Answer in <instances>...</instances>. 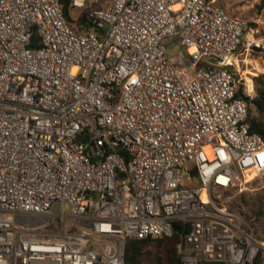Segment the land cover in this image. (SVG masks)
<instances>
[{
	"label": "built area",
	"instance_id": "obj_1",
	"mask_svg": "<svg viewBox=\"0 0 264 264\" xmlns=\"http://www.w3.org/2000/svg\"><path fill=\"white\" fill-rule=\"evenodd\" d=\"M68 13L0 0V264H124L125 239L176 223L182 264H264L221 198L264 175L233 71L249 20L217 0Z\"/></svg>",
	"mask_w": 264,
	"mask_h": 264
},
{
	"label": "trees",
	"instance_id": "obj_2",
	"mask_svg": "<svg viewBox=\"0 0 264 264\" xmlns=\"http://www.w3.org/2000/svg\"><path fill=\"white\" fill-rule=\"evenodd\" d=\"M61 3L66 17L70 19L68 0H61ZM252 11L255 14H264V0H258ZM258 50L262 52L264 58V46L259 47ZM252 80L255 88L254 96L247 95L242 89V84L237 91V96L243 98L247 104V122L250 131L258 133L264 140V73L253 76ZM226 205L236 211L239 210L238 212L243 213L242 215L247 220L264 231V192L250 199L242 196L239 200ZM243 207L245 210H242ZM254 207L257 208L254 209ZM182 231V225L176 223L171 236L125 239L124 264H182L177 251V243ZM200 264L224 263H211L202 260Z\"/></svg>",
	"mask_w": 264,
	"mask_h": 264
},
{
	"label": "rangeland",
	"instance_id": "obj_3",
	"mask_svg": "<svg viewBox=\"0 0 264 264\" xmlns=\"http://www.w3.org/2000/svg\"><path fill=\"white\" fill-rule=\"evenodd\" d=\"M257 1L258 0H217V2L223 5L230 13L249 20L250 27L243 36V43L240 51L235 56V67H233V71L240 79V84H242L245 93L250 97L255 94L252 77L259 73H264V58L262 52L258 50L259 47L262 48L264 46V14H255L252 11ZM78 13V11H73L72 16L76 17ZM167 43L172 45L170 51H176V49H178L174 48L176 46V40H169ZM252 86L253 88L249 89ZM253 178L250 179L252 181L248 180L250 182L246 184V187L242 190L231 189L224 191L221 195L224 203L228 204L237 201L242 196L246 199H250L253 196H258V194L263 193L264 175L254 180ZM256 208L257 207H254V209ZM242 210H245V207H243Z\"/></svg>",
	"mask_w": 264,
	"mask_h": 264
},
{
	"label": "bare ground",
	"instance_id": "obj_4",
	"mask_svg": "<svg viewBox=\"0 0 264 264\" xmlns=\"http://www.w3.org/2000/svg\"><path fill=\"white\" fill-rule=\"evenodd\" d=\"M249 88V87H248ZM253 88V86L251 87V88H249V89H252ZM255 176V174L254 173H249V174H247L246 176H245V179H246V181H248V180H250L251 178H253Z\"/></svg>",
	"mask_w": 264,
	"mask_h": 264
}]
</instances>
